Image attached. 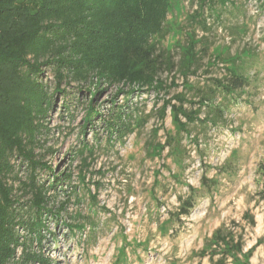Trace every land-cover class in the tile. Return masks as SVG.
I'll use <instances>...</instances> for the list:
<instances>
[{
	"label": "rangeland",
	"instance_id": "obj_1",
	"mask_svg": "<svg viewBox=\"0 0 264 264\" xmlns=\"http://www.w3.org/2000/svg\"><path fill=\"white\" fill-rule=\"evenodd\" d=\"M214 11L204 4L202 17L199 0H171L161 45L175 65L161 72L162 86L127 93L128 86L101 84L93 100L98 115L89 124L84 119L93 86L60 85L66 94H54L45 150L37 152L54 174H71L54 204L69 202L61 220L48 219L40 246L20 231L33 251L52 264H219L214 238L220 230L240 238L239 264H264V0H229ZM227 68L243 74L247 85L226 102L224 122L189 125V133H181L178 155L171 108L163 115L158 109L167 100L177 104L173 98L187 83L219 78ZM43 70L51 90L53 73ZM121 104L143 123L119 141L109 137L105 120ZM16 170L25 178V165ZM51 176L49 169L39 171L45 183ZM188 186L197 191L195 205L177 218V197L187 195ZM70 187L74 193L67 197ZM80 221L82 230L68 226Z\"/></svg>",
	"mask_w": 264,
	"mask_h": 264
},
{
	"label": "trees",
	"instance_id": "obj_2",
	"mask_svg": "<svg viewBox=\"0 0 264 264\" xmlns=\"http://www.w3.org/2000/svg\"><path fill=\"white\" fill-rule=\"evenodd\" d=\"M170 2L0 0V264H52L40 250L31 249L20 231L29 234L30 241L35 239L40 246L48 219L61 220L60 213L69 202L54 204L58 191H66L71 174H54L37 152L45 150L47 117L54 94L65 96V89L60 88L62 83L75 82L79 91L83 85H92L93 90L88 88L91 100L84 119L89 124L98 115L93 100L101 84L128 86L127 93L135 89H159L161 72L171 71L175 65L161 45L166 36ZM228 2L199 0V16H204V4L214 11L217 4L224 6ZM203 19L201 28L206 31L209 28ZM185 66L181 59L179 68ZM43 67L53 73L55 82L51 90L42 78ZM247 83L243 74L227 68L219 78H207L197 85L187 83L185 91L173 98L177 104L167 100L158 113L163 115L167 106L171 108L177 138L171 137L174 150L180 153V135L189 133V125L215 126L224 122L226 102ZM186 91H191V97L197 100H188ZM186 103L188 107L184 106ZM125 105H114L105 120L109 137L119 141L135 125L143 123L136 114L133 116V111L124 110ZM200 114L203 118H199ZM18 163L25 165V178L18 176ZM45 169L52 172L47 183L39 178V171ZM188 191L187 195L177 197V218L188 215L195 205L197 191L191 186ZM70 192L65 195L72 196L73 187ZM259 197L264 202V189ZM83 221L68 226L82 230ZM250 221L253 222L252 217ZM214 242L221 248L219 264L228 259L231 264H239L237 256L243 250L240 238L217 230ZM19 247L22 255H17ZM251 252L247 251L246 258Z\"/></svg>",
	"mask_w": 264,
	"mask_h": 264
}]
</instances>
